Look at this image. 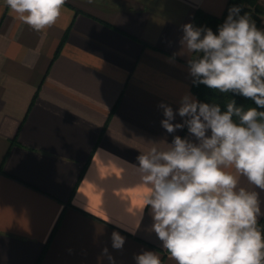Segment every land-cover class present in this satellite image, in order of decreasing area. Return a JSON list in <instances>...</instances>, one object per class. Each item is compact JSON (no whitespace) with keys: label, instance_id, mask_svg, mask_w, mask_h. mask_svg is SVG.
<instances>
[{"label":"crops","instance_id":"0c3cea01","mask_svg":"<svg viewBox=\"0 0 264 264\" xmlns=\"http://www.w3.org/2000/svg\"><path fill=\"white\" fill-rule=\"evenodd\" d=\"M230 0H66L57 23L34 31L0 0V264H135L155 251L148 188L137 157L169 134L193 91L182 25ZM264 29V26L262 27ZM177 114L173 123H182ZM256 191L264 216V191ZM138 225V226H137ZM125 238L112 247V233Z\"/></svg>","mask_w":264,"mask_h":264},{"label":"clouds","instance_id":"9594fccd","mask_svg":"<svg viewBox=\"0 0 264 264\" xmlns=\"http://www.w3.org/2000/svg\"><path fill=\"white\" fill-rule=\"evenodd\" d=\"M66 0H5L16 18L34 31L54 26ZM238 5L228 9L214 32L182 25L180 44L194 85L250 99L244 110L235 101L226 111L197 100L190 92L179 108L161 102V126L169 133L187 128L190 138L174 136L137 157L140 186L148 188L143 215L150 208L153 231L175 264H264V230L256 191L239 186V176L264 191V29ZM183 122L173 123L175 115ZM138 226V225H137ZM112 247L125 238L112 233ZM109 264L114 258L103 249ZM135 264H162L155 251L134 256Z\"/></svg>","mask_w":264,"mask_h":264},{"label":"trees","instance_id":"16d2710c","mask_svg":"<svg viewBox=\"0 0 264 264\" xmlns=\"http://www.w3.org/2000/svg\"><path fill=\"white\" fill-rule=\"evenodd\" d=\"M232 5H238L242 9V13H247L254 19L259 28L264 26V0H230L226 10L221 16L210 14L202 9L197 10L192 24L196 27L206 26L211 28L214 32L217 31L218 26L225 20L228 9ZM193 91L201 102L215 103L221 106L222 111H226L227 103L232 100L235 101L237 107H242L247 110L250 107H256L255 103L250 99H246L240 95L232 93H220L216 90L209 89L203 84L194 85ZM264 111V109H261ZM259 227L264 230V216L258 221Z\"/></svg>","mask_w":264,"mask_h":264},{"label":"rangeland","instance_id":"374dc122","mask_svg":"<svg viewBox=\"0 0 264 264\" xmlns=\"http://www.w3.org/2000/svg\"><path fill=\"white\" fill-rule=\"evenodd\" d=\"M263 29V28H262Z\"/></svg>","mask_w":264,"mask_h":264}]
</instances>
